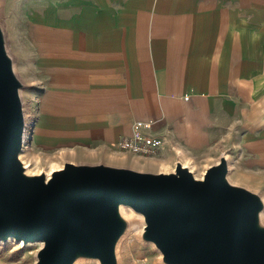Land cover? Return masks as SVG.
Listing matches in <instances>:
<instances>
[{
	"label": "crops",
	"instance_id": "0c3cea01",
	"mask_svg": "<svg viewBox=\"0 0 264 264\" xmlns=\"http://www.w3.org/2000/svg\"><path fill=\"white\" fill-rule=\"evenodd\" d=\"M44 1L23 32L29 152L200 176L224 156L230 183L263 185L264 0ZM133 135L153 155L113 147Z\"/></svg>",
	"mask_w": 264,
	"mask_h": 264
},
{
	"label": "water",
	"instance_id": "95a60500",
	"mask_svg": "<svg viewBox=\"0 0 264 264\" xmlns=\"http://www.w3.org/2000/svg\"><path fill=\"white\" fill-rule=\"evenodd\" d=\"M23 87L0 23V242L41 244L34 264H117L128 207L163 264H264V199L230 183L224 156L201 178L178 161L170 172L65 160L48 179L26 173Z\"/></svg>",
	"mask_w": 264,
	"mask_h": 264
},
{
	"label": "rangeland",
	"instance_id": "374dc122",
	"mask_svg": "<svg viewBox=\"0 0 264 264\" xmlns=\"http://www.w3.org/2000/svg\"><path fill=\"white\" fill-rule=\"evenodd\" d=\"M44 2V0H0V23L6 36V49H8L12 57L16 75L24 83V87L20 90V96L24 114V127H26L25 142L27 146L29 145L27 141L31 137L33 121L30 115L31 102L29 100L28 87L26 86L27 76L25 75L27 74H23L24 68L27 67L24 62L26 63L29 58H25L24 61L22 57L26 56V54L30 56V49L32 48L25 49L23 37L26 24L25 15L30 7L40 9ZM34 140H37V136H34ZM26 148H23L22 158L26 160L25 162L29 165L28 168L35 174L42 170L50 173L53 169H58L63 161L70 158L67 151L55 150L46 153L41 149L31 147L29 152ZM194 173L197 178L200 177L197 170H193ZM251 189L257 191L261 197H264V183L263 185L255 183ZM121 211L122 216L128 220L129 224L125 234L119 239L115 247L117 264H163L161 263L159 252L153 245L143 242L140 238L143 227L142 217L136 215L128 207H122ZM262 223L264 224V211ZM40 246L41 244L39 243L22 245L21 241L18 243L13 239L0 242V264H34L36 250ZM74 264L98 263L91 260H82Z\"/></svg>",
	"mask_w": 264,
	"mask_h": 264
},
{
	"label": "built area",
	"instance_id": "2783aa9c",
	"mask_svg": "<svg viewBox=\"0 0 264 264\" xmlns=\"http://www.w3.org/2000/svg\"><path fill=\"white\" fill-rule=\"evenodd\" d=\"M26 147H27V144L25 142V130H24L22 149ZM113 147L119 151H122V152L129 151L137 155L150 156V155H153L154 153L153 149H151L146 143V140L136 135H133L132 137L121 138L119 141H117L113 145ZM21 160L24 165L27 164L25 163L26 161L25 159L22 158Z\"/></svg>",
	"mask_w": 264,
	"mask_h": 264
},
{
	"label": "bare ground",
	"instance_id": "6f19581e",
	"mask_svg": "<svg viewBox=\"0 0 264 264\" xmlns=\"http://www.w3.org/2000/svg\"><path fill=\"white\" fill-rule=\"evenodd\" d=\"M22 151H23V149H22ZM22 151L19 153V155H18V157L19 158H21L22 159ZM26 163V162H25ZM63 164V163H62ZM24 167H25V172L26 173H28V174H35L34 172H31V170L28 168L29 167V165H28V163L26 164V165H24ZM62 167V165L58 168V169H60ZM190 169V168H189ZM53 170H56V169H53ZM172 171H173V169H172ZM40 172H42V173H45V175H46V178L48 179V177L50 176V174H51V172L50 173H47L46 171H44V170H42V171H40ZM39 172V173H40ZM194 176H195V174H194ZM196 177V176H195ZM197 178V177H196ZM199 178H201V176L199 177ZM121 211V210H120ZM122 212V211H121Z\"/></svg>",
	"mask_w": 264,
	"mask_h": 264
}]
</instances>
